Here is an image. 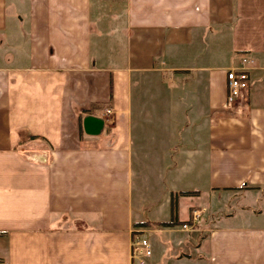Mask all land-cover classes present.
Listing matches in <instances>:
<instances>
[{
    "label": "crops",
    "instance_id": "1",
    "mask_svg": "<svg viewBox=\"0 0 264 264\" xmlns=\"http://www.w3.org/2000/svg\"><path fill=\"white\" fill-rule=\"evenodd\" d=\"M146 231L144 264H264V0H0V263Z\"/></svg>",
    "mask_w": 264,
    "mask_h": 264
},
{
    "label": "built area",
    "instance_id": "2",
    "mask_svg": "<svg viewBox=\"0 0 264 264\" xmlns=\"http://www.w3.org/2000/svg\"><path fill=\"white\" fill-rule=\"evenodd\" d=\"M246 59L242 58V62ZM248 74L244 67H230L225 71L226 93L225 106H231L237 98L248 86ZM200 223V211L193 210L189 219L180 225L183 231H192L198 227ZM151 255V247L149 242L140 235H133L129 245V261L130 264H144L146 259ZM1 264V263H0Z\"/></svg>",
    "mask_w": 264,
    "mask_h": 264
},
{
    "label": "trees",
    "instance_id": "3",
    "mask_svg": "<svg viewBox=\"0 0 264 264\" xmlns=\"http://www.w3.org/2000/svg\"><path fill=\"white\" fill-rule=\"evenodd\" d=\"M188 192H180L179 194L181 195H184V194H187ZM172 214L170 216V218L168 219V221L166 222H154V223H148V222H137L134 224V227L136 228H139V227H145V226H155V227H163V226H173V225H176V221H175V203L173 202V199H172Z\"/></svg>",
    "mask_w": 264,
    "mask_h": 264
},
{
    "label": "rangeland",
    "instance_id": "4",
    "mask_svg": "<svg viewBox=\"0 0 264 264\" xmlns=\"http://www.w3.org/2000/svg\"><path fill=\"white\" fill-rule=\"evenodd\" d=\"M179 227H180V226H179ZM150 233H151V232L146 231V232L143 234V236L141 235V237L145 238L149 243H150V241H151ZM182 233H184V232H182ZM150 247H151V246H150ZM151 251H152V250H151Z\"/></svg>",
    "mask_w": 264,
    "mask_h": 264
}]
</instances>
